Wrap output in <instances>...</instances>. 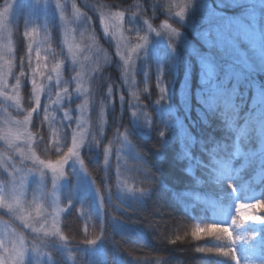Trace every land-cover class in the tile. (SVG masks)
<instances>
[{
  "label": "trees",
  "instance_id": "16d2710c",
  "mask_svg": "<svg viewBox=\"0 0 264 264\" xmlns=\"http://www.w3.org/2000/svg\"><path fill=\"white\" fill-rule=\"evenodd\" d=\"M95 1L153 23L171 21L193 47L178 42L170 51L147 43L134 68L132 117V107L115 98L120 92L126 99L127 92L113 46L91 17L107 52L92 80L103 123L94 118L97 137L81 152L97 197L69 161L58 191L63 208L58 224L67 246L47 247L52 264H248L250 258L249 264H264V54L235 17L248 9L255 19L252 0L232 7L225 0ZM184 1L202 3L199 11H188L194 26L174 18ZM74 2L88 12L82 0ZM12 11L8 85L18 108H6L15 117L27 116L32 149L41 159L56 161L73 139L76 68L51 0H18ZM141 32L138 26L131 34ZM216 33L228 38L234 67L226 97L211 95L201 72L212 46L209 37ZM119 136L126 147L123 167L114 157L113 140ZM4 180L0 173V217L11 224L15 216L1 209ZM23 193L25 214L35 215L47 184L31 180ZM2 252L0 237V264H7Z\"/></svg>",
  "mask_w": 264,
  "mask_h": 264
},
{
  "label": "rangeland",
  "instance_id": "374dc122",
  "mask_svg": "<svg viewBox=\"0 0 264 264\" xmlns=\"http://www.w3.org/2000/svg\"><path fill=\"white\" fill-rule=\"evenodd\" d=\"M17 1L1 0L0 2V173L5 177V184L1 193V209L4 213L10 212L15 216V221L11 224L0 217L2 256L7 264H25L26 259L28 264H52V256H49L47 247L60 245L61 248H66L67 246L63 243V236L60 234L58 224L63 209L58 202V191L61 184L65 182L63 169L69 161L74 162L81 170L90 190L92 189L95 198L97 197V190L91 187L92 180L83 167L81 152L84 148L88 149L87 144L97 137L92 126L94 118L97 123H103L102 107L100 101L95 100L97 97L93 96L92 80L98 76L100 67L107 58V52L96 39V29L94 30L91 26V17L96 20L97 28L100 29L101 34L109 39L113 46L116 59L119 62L124 89L127 92L126 99L120 92L115 94V98L117 103H125L129 108L132 107V117H135V110H137V103L134 101L136 99L134 68L140 54L146 49L147 43L153 40L161 43L170 51H176L174 44L178 42H183L190 48L193 46L184 39L182 31L168 20L153 23L149 18L136 16L135 13L129 11L114 10L95 0H82L84 5L89 8L88 12H83L77 8L74 0H51L59 16L58 19L62 23L63 41L70 62L76 68L75 73L77 74L79 71V62L74 63L72 55L76 54L82 33L85 36L90 35L95 38L93 59L86 67L90 69L95 64L98 65V70L91 71L90 74L86 73L84 78H79L75 74L74 83L76 86L72 96L79 98V101L76 106L72 143L68 152L61 158L56 161H46L41 159L32 149L33 139L28 128L27 116L24 118L15 117L6 108H18L13 87L8 85L10 76L8 58L11 51L8 28L12 9ZM224 2L232 7L237 4H244L248 0H225ZM250 2H252L250 9L255 11L256 18L252 19L248 9L237 11L235 17H238V20L243 22L244 27H247L249 33L258 40L260 49L264 54V0H252ZM199 9H202V3L199 1L195 4L184 1L180 2L179 7L176 8L177 11L172 13L174 18L180 22H186L189 21L188 11L194 12L199 11ZM189 25L194 26L192 22ZM138 26L141 27L142 32L138 37H134L131 32ZM105 28L108 29L107 34ZM193 29L195 30V28ZM204 41L206 42V39ZM78 84L80 85L79 91L77 90ZM33 94L36 99L37 86L33 88ZM107 94H110L112 100L113 92L108 89ZM85 100H87L86 106H84ZM93 105L97 107L94 112L92 111ZM98 128L100 135L101 127ZM113 141L115 161L118 167H123L124 156L122 153L126 152V147L122 146L124 144L123 136H119ZM105 151V157L108 158L109 148ZM31 180L38 181L42 185L47 184V197L44 205L38 209L35 215L25 214L23 204H21L23 192ZM123 183L121 181V187ZM252 260L253 258L248 259V264Z\"/></svg>",
  "mask_w": 264,
  "mask_h": 264
},
{
  "label": "snow or ice",
  "instance_id": "6c2138e0",
  "mask_svg": "<svg viewBox=\"0 0 264 264\" xmlns=\"http://www.w3.org/2000/svg\"><path fill=\"white\" fill-rule=\"evenodd\" d=\"M212 46L207 48L202 76L211 95L226 97L234 79V67L229 57L230 43L221 33L209 37Z\"/></svg>",
  "mask_w": 264,
  "mask_h": 264
},
{
  "label": "clouds",
  "instance_id": "9594fccd",
  "mask_svg": "<svg viewBox=\"0 0 264 264\" xmlns=\"http://www.w3.org/2000/svg\"><path fill=\"white\" fill-rule=\"evenodd\" d=\"M122 15V14H121ZM103 22V21H102ZM108 29L105 28V33L107 34ZM96 41L95 38L92 36H85L83 33L81 34V40L77 45L76 54L72 55L73 62H79V71L77 72V77L84 78L87 74H90L91 71L98 70V65L93 64L92 67L89 69L86 66L92 61L93 59V49L95 47ZM71 51V47H70ZM23 73H21L22 75ZM19 81H17V84ZM80 85H77V90L79 91ZM35 91V89H34ZM36 99L38 101L39 96L37 94ZM87 105V100L84 102V106ZM83 107V106H82ZM31 115V113H29ZM219 238V237H218Z\"/></svg>",
  "mask_w": 264,
  "mask_h": 264
}]
</instances>
